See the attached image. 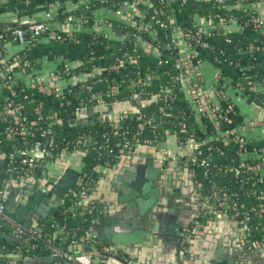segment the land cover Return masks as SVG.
Listing matches in <instances>:
<instances>
[{
	"label": "trees",
	"instance_id": "1",
	"mask_svg": "<svg viewBox=\"0 0 264 264\" xmlns=\"http://www.w3.org/2000/svg\"><path fill=\"white\" fill-rule=\"evenodd\" d=\"M122 1L0 0V15L10 12L17 17L32 16L49 10L53 21L58 23L52 25V29L59 34L58 38H53L43 32L37 39L27 35L29 40L20 47L17 59L0 60V110L3 111L0 115V148L8 152L12 145L46 143L51 134L47 132L49 116L55 114L54 151L65 145L71 146L79 138H84L82 146L86 150L80 171L81 182L75 183L42 220L39 233L32 232L35 227L24 229L0 223V264H9L13 260L30 261L58 254L60 250L88 252L94 258L98 257L96 264L102 262L105 258L102 239L98 238L94 245L84 241V246L89 245L88 250L69 249L89 233L96 218L103 213L100 202L91 199L84 202L80 194L85 190L90 196L96 179L94 167L113 162L116 150L126 141L130 144L133 138L156 141L168 131L175 133L177 141L182 143L189 137L200 141L214 133L211 119L204 114L196 118L195 99L179 76L184 70L180 58L187 52L193 54L192 63L208 60L217 68L216 87L225 91L223 96H218L226 116L219 121L221 129L235 127L243 118L244 112L229 93L230 89L236 90L238 84L244 86L237 92L246 102L264 108V20L255 22L252 19L258 16L264 0H222L221 3L216 0H149V4L140 5L145 9L143 19L148 21V29L138 30L109 15L104 18L112 20L113 31L117 33L108 34L97 28V13L116 10ZM217 14H231L234 21L221 27ZM69 15L74 17L72 21L79 19L75 28H63ZM35 21L49 22L41 15ZM28 24L17 21L8 25L25 27ZM122 30L125 33H121ZM188 31L191 35H185ZM6 40H12V35L0 41V57ZM148 43L151 47L146 50ZM128 56L135 60L128 61ZM26 60L35 67L41 63V67L47 65L59 72L67 81L62 93L40 90L37 84H32L34 72L23 65ZM39 70L41 72V68ZM194 81L200 83L201 80L192 76L191 83ZM43 84L49 86V83ZM99 98L103 101L97 104ZM128 101L134 103V112H116L111 120H104V112L109 106ZM7 104L19 107L15 113H4ZM97 106V121L79 118L80 109ZM14 116H18V120L15 121ZM72 117H76L75 123H64ZM112 122L117 123L113 125ZM21 125L26 128L25 134L17 132ZM8 127L14 129L13 139L6 138ZM245 147L248 152L254 147L264 151V136L253 138ZM199 149L200 154L211 157L213 162L227 166L240 161L243 155L235 142L223 144L211 140L201 144ZM193 168L194 178L201 183L203 192H211L212 187L216 191L226 189L230 201L243 202L245 208L264 201L259 198L260 194L264 195V180L255 184V193H252L248 192L250 180L245 176L235 177L230 172H214L213 169L204 175V167ZM249 214L250 224L254 227L252 235H264V212L250 210ZM5 233L13 235L14 239L5 238ZM64 262L65 258L56 255L51 262L33 264Z\"/></svg>",
	"mask_w": 264,
	"mask_h": 264
},
{
	"label": "built area",
	"instance_id": "2",
	"mask_svg": "<svg viewBox=\"0 0 264 264\" xmlns=\"http://www.w3.org/2000/svg\"><path fill=\"white\" fill-rule=\"evenodd\" d=\"M221 3L222 0H216ZM149 0H123L120 6L116 10L105 11L106 15L112 16L115 19L124 20L130 25L134 26L136 29H148L149 23L148 21L143 19L145 9L140 7L141 4L147 5L149 4ZM264 3V1H263ZM108 12V14H107ZM218 17V21L220 22L221 27H223L226 23H233L234 17L233 15H216ZM105 17V16H104ZM104 17L96 18L95 23L102 22L104 25H108L113 30L112 20L106 19ZM74 17L69 15L66 22L72 21ZM104 18V19H103ZM253 21H261L258 11V16L252 18ZM199 20L203 21L204 18H199ZM79 25V19H78ZM63 25V26H64ZM43 32H48L50 37L58 38L59 34L52 29V25L47 21H34L26 25L25 27H11L9 25L0 28V41L6 37L7 35H12V40H16L19 43L24 44L29 39L26 38L29 35L30 39H37ZM185 35H191V32L188 31ZM183 44V41H181ZM190 44L187 45V47ZM151 44L148 43L146 46V50H149ZM185 45V48H187ZM187 52L183 57L180 58V61L183 65L184 70L179 74L182 77L183 82L187 85V92L191 94V96L195 99L197 116L198 119L201 114L206 115L209 119L213 121L214 125V133L209 137L204 138L200 141H196L194 138L189 137L186 141L180 143L178 145L180 147L178 153H176V158L180 156V160L183 165L188 168L190 175L194 178V166L204 167V175L208 174L211 169L214 172L223 171L230 172L235 177L245 176V179L250 180L249 191L255 193L254 186L256 183H259L264 180V151L261 148L258 150L246 149L245 144L252 140L253 138H259L264 136V108L261 106L254 105L248 103L252 110L255 112L254 114H247L244 112L241 123L235 127L229 129H221L219 126V121L221 118H226L223 114L221 107L218 102V96H223L225 94L224 89H219L214 85L213 87V95L210 94L205 88L204 83L201 78V74L199 72V64H194L191 61V56ZM127 60L133 62L135 60L134 57L128 56ZM23 65L26 66L29 70L33 71L32 75V84H37L40 90L47 91H55L57 94L62 93V88L64 85L60 83L63 79L59 72H54L53 70H49L48 78L45 80L42 78V74L40 70L31 65L29 61H24ZM116 67V66H114ZM192 76L198 77L201 81L192 82ZM219 75L216 72V81H218ZM43 83H49V86H45ZM244 86L238 84L237 91L242 90ZM251 88H255V86H251ZM112 89H115L114 87ZM226 96V95H225ZM233 97V96H232ZM97 103H101L103 100L101 98L96 99ZM19 106L10 107L9 104L4 106V113H15ZM3 114V111L0 110V115ZM253 114V115H252ZM50 121L48 122L47 132L51 133L48 141L46 143H41L40 141H35L31 146H14L12 145L11 149L6 151V166L5 173L0 181V220L4 217V200H5V192L7 190V184L11 177L14 175H22L23 172L32 168V166L36 163L42 161L46 156H50L54 153L55 149V140H54V123L56 122L55 114L49 116ZM15 121L18 120V116H14ZM13 127H8L5 130L6 138L13 139ZM18 133L25 134L26 128L21 125L18 128ZM175 136L176 134L173 133ZM177 139V138H176ZM220 141L223 144H227L230 142H235L238 144V151L243 153L241 160L235 162L231 165H226L222 163H218L216 161H212L211 157L200 154L201 149L199 146L203 143H207L208 141ZM139 141L137 138H133L132 142ZM145 141H151L149 139H145ZM84 144V138H79L77 141L71 146L65 145L63 148L66 150L73 149L75 147L82 146ZM129 141H126L122 144V148L127 150L129 148ZM182 158V159H181ZM248 158V159H247ZM250 158L257 159L256 161L249 160ZM195 179V178H194ZM196 180V179H195ZM81 182V178H79L78 183ZM197 186H199L200 191H202L201 183L196 180ZM211 192H203V195L199 198V200L194 204L195 209V218L191 222L190 226L185 230L183 240L188 241L191 237L195 236L198 233V226L201 221H217L218 219L227 218L232 220L235 225L236 231H238L239 241L245 245L246 247L252 248H263L264 249V235L259 237L253 236L252 232L254 227L250 224L251 216L249 214L250 210H258L259 212H264V201L258 202L256 205L250 206V208H245L243 202L238 203L235 200L229 199L228 191L225 189L223 191H216L213 187ZM81 196H87L85 190L80 191ZM259 198L263 199L264 195L260 194ZM31 228V227H29ZM25 228V229H29ZM17 231V229H16ZM40 229L35 228L32 232L34 234L39 233ZM98 236L89 231L85 236L80 237V239L88 242L89 245H94L95 242H98ZM100 239V238H99ZM113 251L122 250L118 248L116 245H103V250ZM111 249V250H110ZM122 251L127 254V261L131 264H146L145 260L137 258L136 252L133 250L128 251L123 249ZM59 255L65 258V261L69 264H96L95 258L88 252H71L67 250H60ZM18 257V256H17ZM245 258L241 256L236 259L234 264H244Z\"/></svg>",
	"mask_w": 264,
	"mask_h": 264
},
{
	"label": "crops",
	"instance_id": "3",
	"mask_svg": "<svg viewBox=\"0 0 264 264\" xmlns=\"http://www.w3.org/2000/svg\"><path fill=\"white\" fill-rule=\"evenodd\" d=\"M259 15L261 19H264V3H261L259 7ZM41 15L43 19L49 20V23L53 26H57L58 23L53 21V16L51 15L50 11L47 10L46 12H38L32 16L28 15H22L21 17H17L13 15L10 12L2 13L0 16V27H5L8 24H11L12 22H19L23 24H28L31 22H34L37 18V16ZM97 16L104 17L106 16L105 11H99L97 13ZM74 19V18H73ZM51 21V22H50ZM75 24L77 25V21H68L63 26V28H75ZM97 28L103 30L104 32L111 34L112 32L117 33V31H113L108 25H104L102 22L96 24ZM178 41H182L179 39ZM22 46V43L16 42L14 40H6L3 44V55L0 57V60L7 61L10 58L17 59L18 57V51L20 47ZM18 62V61H17ZM49 67L47 65H43L41 67V74L42 78L46 79L48 78L49 74ZM199 72L201 74V78L204 83V88L210 92V94L213 95V87L216 85V72L217 68L216 66L211 63L208 60H203L199 64ZM44 79V80H45ZM66 80L62 79L60 83L62 85L66 84ZM237 90H231L230 94L233 96V99L236 103L239 104L240 108L243 112L247 114L255 113L250 105L244 100V98L240 95ZM99 104V103H97ZM84 108V107H83ZM89 108V107H87ZM98 109V106L93 108L95 115L96 110ZM114 110V112H113ZM135 111V105L133 102H122L115 106H109L108 109L104 112L105 114H109L110 120L114 116L113 114L116 112H134ZM252 114V115H253ZM84 113L80 109L79 118L83 117ZM103 115V118H104ZM113 115V116H112ZM117 122H112L113 125H115ZM159 141H163L161 145H159ZM180 147L178 145V141L176 139V136L166 131L163 135V138H160L158 140H151V141H145L140 140L137 142H134L129 145V148L124 150L122 147L118 148L116 150V156L115 160L113 162H107L106 164H99L94 167L95 170V182L94 186L92 188V191L87 196H83L82 199L84 202H87V200L91 199L92 201L100 202L101 205H103V211H106V209L111 207V204L109 203L111 197H115L118 194V190L116 188V184H118L120 187H126L125 178L122 177V173H130V171H127L128 168L133 167L136 168L139 164L140 171L139 176L137 180H142V184L150 183L151 186H153V183H157V189L159 190L161 194V188L166 187L170 183H174L175 185L181 182L183 184L182 180L179 181L177 177L179 175L183 177V174L189 177H192L185 166V169H179V166L175 165V163L183 165L182 161L180 160V156L178 157L176 153H178ZM4 150L0 148V161L3 159V152ZM86 153V150L83 146L75 147L70 150H66L64 148L62 149H56L52 155H50L51 160H49L45 167L42 166L44 163V159L40 161L39 168L37 170V173L31 171L29 181L23 180L22 175H14L11 177L9 187L7 189V193L11 195H15L16 186L20 187L23 185H28L32 188L38 189L40 186H44L45 183H47V187L51 189V192L49 194V201H52L56 198V194L52 190V187H56L61 183L63 180H68V177L66 174H70L74 176V172H77L78 175L76 177V180L74 182L77 183L80 178V171H82L83 168V157ZM128 155V156H127ZM121 157V158H120ZM120 158L121 160L117 162V159ZM182 159V158H181ZM184 166V165H183ZM148 170L154 171V177H149ZM42 177V179H41ZM195 183L196 180L192 177ZM135 180L134 178H131V181ZM21 182V184H19ZM19 184V185H16ZM73 184V186H74ZM188 185V184H187ZM190 185V184H189ZM188 185V186H189ZM73 186L71 190L73 189ZM156 186V185H154ZM188 186H186V183L182 186V196L189 202L191 196L193 195V191L189 190ZM197 187V194L200 193L199 186ZM71 190H68L67 193H69ZM176 192V191H175ZM109 194V195H108ZM8 200V198H6ZM14 200V199H13ZM187 203V202H186ZM197 202H194L196 204ZM194 204L192 205V209H194ZM7 218V222L9 225H13L14 227H20L17 226L18 224L15 223L12 219ZM46 218V217H45ZM44 218V219H45ZM43 220V219H42ZM35 222L32 221L30 224V227L38 228L39 224L42 222ZM102 225V224H101ZM92 227V226H91ZM21 228L25 227L21 226ZM101 228L96 225H94V230L90 228L91 232H94L100 239H102L106 244L109 246H112L110 242L105 240L106 238L100 237L98 230ZM198 233H196L195 236L191 237L192 241L188 247L181 248L175 245L172 241H161L159 245L154 248L148 245V242L143 241L142 245L134 244L138 249L133 250L137 254V258L145 260L146 263L150 264H161V263H173V264H192L195 261H199V264H213L211 262V259H215V256L217 255L218 247L213 246V241L216 240H222V241H229L231 238L236 234V240L238 238V231L235 229V225L233 224L232 220L227 218L218 219L217 221H201L198 226ZM97 232V233H96ZM234 240V239H233ZM85 240L80 239L79 242L73 244V248H69L70 250H88L87 245L84 246L83 243ZM148 241V240H147ZM241 246V245H240ZM243 246V244H242ZM241 249V248H237ZM256 249H263V248H252L251 252H255ZM111 250V249H110ZM188 251L189 256L188 258L185 256V252ZM103 251H108L103 250ZM223 259L227 258L229 259V255H231V250H228V248H224L223 250ZM181 252V253H180ZM118 255H120L124 260L127 261V254H125L122 250H116L114 252ZM241 252H238L236 255L238 256ZM255 254V253H254ZM52 255V260L56 257L57 254H50ZM234 255V254H233ZM105 258L102 260L100 264H122L119 261L113 260L110 257L104 255ZM98 257L95 258V262L98 263ZM246 264H264V257L262 256H254L253 258L248 259L245 258ZM12 262H16V260H13ZM62 264H69L67 262H64ZM130 264V263H129ZM132 264V263H131ZM197 264V263H195Z\"/></svg>",
	"mask_w": 264,
	"mask_h": 264
},
{
	"label": "water",
	"instance_id": "4",
	"mask_svg": "<svg viewBox=\"0 0 264 264\" xmlns=\"http://www.w3.org/2000/svg\"><path fill=\"white\" fill-rule=\"evenodd\" d=\"M121 33H125V31L122 30ZM130 36L133 37V34H130ZM37 68H41V63L37 64ZM81 111L84 113L83 117L80 118L82 121L98 120L93 109L84 107ZM109 118V114L104 115V120H109ZM75 122L76 117L64 121V123L69 124ZM161 138H163V135ZM162 142L163 141H159V145H161ZM2 153L3 159L0 161V181L4 175L6 166V152L3 151ZM120 158L117 159V162L121 160ZM49 160H51L50 156H46L42 166L45 167ZM136 165H138L136 168L130 167L127 169L130 173H122V177L127 179L125 180L126 187L122 188L118 184L114 185L116 188L118 187L116 198H110L109 203H112L111 207L103 211V213L96 218L91 228L94 230V225L97 227L99 226L101 228V231L100 229L98 230L99 236L106 238L105 240L122 250H137L138 248L134 244L142 245L144 240L148 242L149 246L154 248H156L161 241H172L181 248L188 247L189 244L193 242L192 239L190 238L188 241L182 239L185 230L195 218L194 214L191 215L194 209H190L191 204L195 201L192 199L191 202H188L182 196L183 184H181V182L176 185L170 183L166 187L161 188V194L158 192L159 190L157 189L156 182L153 183V186H151L149 182L142 184V180H137L140 166L139 164ZM38 168L39 164L36 163L32 168L23 172V180H31L29 179L31 171L34 170V172L37 173ZM179 169H184L183 165H179ZM152 172L154 173V171L148 170L147 175L149 177H154ZM77 175V172H74V176L67 173L66 176L68 180H63L56 187H52V190L56 194V198L52 201L48 200L51 189L47 187V183H45L44 186H40L38 189L35 187L32 188L27 184L21 186V188L16 186L15 195L7 193L6 190L4 217L1 218L0 223L7 224L8 220L6 217H8L17 223V226L29 228L32 221H41L62 201L67 191L71 190ZM134 177L135 180L131 181V178ZM177 179H179V181L181 180L180 177H177ZM10 180L7 184V189ZM19 184H21V182ZM19 184L16 183V185ZM6 198H8V200ZM187 210H189V213ZM3 235L7 239H14V236L11 234L5 233ZM213 243V246L219 248L215 259H211L213 264H234L235 259L241 256L249 261L257 255L264 257V249H256L254 250L255 252H251L252 250L250 248L245 245L242 246V243L236 240V234L235 237L233 236L229 241L214 240ZM87 248H89V245H87ZM224 248H228V250L232 252L231 255H229V259H223L222 254ZM181 252H185L184 254L188 258V251L181 250ZM238 252L241 253L237 256L236 254ZM102 254L122 264H129L124 258L113 251H103ZM52 258V255H46L30 261L19 260L9 264H33L38 261L51 262ZM195 263L199 264V261H195L192 264ZM249 264L251 263L249 262Z\"/></svg>",
	"mask_w": 264,
	"mask_h": 264
},
{
	"label": "flooded vegetation",
	"instance_id": "5",
	"mask_svg": "<svg viewBox=\"0 0 264 264\" xmlns=\"http://www.w3.org/2000/svg\"><path fill=\"white\" fill-rule=\"evenodd\" d=\"M5 151V150H4ZM6 152V151H5ZM175 165L177 166H179L180 164H177V163H175ZM184 167V169H185V165L183 166ZM188 169V168H187ZM5 173V172H4ZM179 177H180V179L182 180V182H183V185L186 183V186H188L189 184V190H192L193 191V195L191 196V198H190V201L189 202H191V200L193 199L194 201H197V200H199V198L203 195V191H200V193L199 194H197V187H195L196 186V183L194 182V180L192 179V177H189V176H186V175H184L183 174V177H181L180 175H179ZM180 180V181H181ZM188 184V185H187ZM194 204V203H193ZM193 204H191V208L190 209H192V205ZM187 212L189 213V210H187ZM192 214H194L195 215V209H194V212H192L191 213V215ZM190 224V223H189ZM190 226V225H189ZM183 237H184V235H183ZM183 240V239H182ZM236 260V259H235ZM235 262V261H234ZM244 264H246V261L244 260Z\"/></svg>",
	"mask_w": 264,
	"mask_h": 264
}]
</instances>
